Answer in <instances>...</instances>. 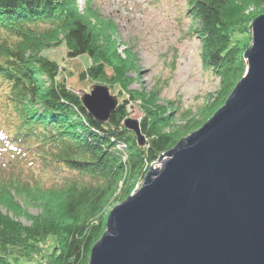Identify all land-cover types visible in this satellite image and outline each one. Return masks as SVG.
Here are the masks:
<instances>
[{"label":"trees","instance_id":"16d2710c","mask_svg":"<svg viewBox=\"0 0 264 264\" xmlns=\"http://www.w3.org/2000/svg\"><path fill=\"white\" fill-rule=\"evenodd\" d=\"M189 4L202 61L219 84L199 118L187 110L181 115L185 123L172 128V106L159 105L155 94L128 89L135 80L130 73L138 69L133 54L121 56L116 26L93 0H86L82 10L76 0H0L1 148L19 160L35 158L42 164L39 171L30 168L27 179L10 171L11 184L0 183V206L5 209L0 211V264H87L105 230L109 201L124 200L161 152L198 129L224 103L244 70L249 24L264 13V0ZM244 32L248 40L242 44L237 34ZM62 41L69 58L89 59L77 79L111 90L119 87L122 100L108 121L90 115L79 94L60 77V65L44 55ZM136 100L141 101L143 146L123 125ZM119 140L128 146L124 161L115 145ZM62 170L74 175L58 177ZM45 181L53 182L46 186ZM16 198L23 205H37L40 212L30 214ZM46 240L52 244L42 263L38 256H43Z\"/></svg>","mask_w":264,"mask_h":264},{"label":"water","instance_id":"95a60500","mask_svg":"<svg viewBox=\"0 0 264 264\" xmlns=\"http://www.w3.org/2000/svg\"><path fill=\"white\" fill-rule=\"evenodd\" d=\"M244 70L198 129L152 161L114 205L87 264H264V13L249 24ZM80 91L106 122L118 107L108 86ZM125 128L145 144L139 120Z\"/></svg>","mask_w":264,"mask_h":264},{"label":"rangeland","instance_id":"374dc122","mask_svg":"<svg viewBox=\"0 0 264 264\" xmlns=\"http://www.w3.org/2000/svg\"><path fill=\"white\" fill-rule=\"evenodd\" d=\"M76 2L80 10L86 4V0ZM93 2L99 13L115 24L117 31L114 35L121 56L125 57L126 51L130 55L133 54L131 58L138 69L130 73L135 80L128 89L155 94L159 105L172 106L175 118L172 128L185 123L181 115L187 110L191 112V116L199 118L200 109L216 94L219 78L202 61L201 42L193 31V14L189 0H93ZM237 38L241 39L242 44L248 40L246 32L237 34ZM65 47L62 41L43 53L60 65L62 68L60 77L65 78L75 92L78 94L81 90L88 92L96 83L77 79L79 72L89 64L88 57L81 55L69 58ZM109 90L112 95L118 96V102H121L122 98L117 94L119 87ZM140 102L132 101L128 107L129 118L139 120ZM170 111L167 110L169 113ZM128 153L127 146L126 157ZM32 155L30 156L34 158ZM19 159L12 152L3 150L0 143V183L11 184L10 171L14 173L12 175L14 177L20 175L18 178L27 179L30 168L40 170L42 167L35 158L32 160L30 158L27 162ZM22 170L24 172H21ZM73 175L63 170L58 173V177ZM43 178L47 177L43 174ZM52 182L45 181L44 185L48 186ZM140 183L141 180L136 181L133 191L139 188ZM121 186L122 182L119 183V188ZM115 195L118 198V191ZM16 200L23 205L20 198ZM118 203L119 199H111L110 205L105 208V215ZM23 206L30 214L36 215L40 212L35 204ZM0 211L5 212V209L0 206ZM18 219L28 223L22 216ZM49 243L51 245L52 241L46 240L42 244L44 253L43 256H38L42 263L46 261L45 253L49 250L47 246L51 247Z\"/></svg>","mask_w":264,"mask_h":264},{"label":"built area","instance_id":"2783aa9c","mask_svg":"<svg viewBox=\"0 0 264 264\" xmlns=\"http://www.w3.org/2000/svg\"><path fill=\"white\" fill-rule=\"evenodd\" d=\"M116 148L122 152V156H123V161L127 159V155H126V149H127V146H126V143L122 142V141H118L116 144Z\"/></svg>","mask_w":264,"mask_h":264}]
</instances>
